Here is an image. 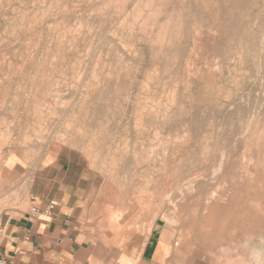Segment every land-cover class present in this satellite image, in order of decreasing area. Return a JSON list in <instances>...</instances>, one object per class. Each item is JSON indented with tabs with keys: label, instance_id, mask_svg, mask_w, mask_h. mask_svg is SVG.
Here are the masks:
<instances>
[{
	"label": "rangeland",
	"instance_id": "374dc122",
	"mask_svg": "<svg viewBox=\"0 0 264 264\" xmlns=\"http://www.w3.org/2000/svg\"><path fill=\"white\" fill-rule=\"evenodd\" d=\"M57 160L104 259L225 239L264 264V0H0V212Z\"/></svg>",
	"mask_w": 264,
	"mask_h": 264
},
{
	"label": "crops",
	"instance_id": "0c3cea01",
	"mask_svg": "<svg viewBox=\"0 0 264 264\" xmlns=\"http://www.w3.org/2000/svg\"><path fill=\"white\" fill-rule=\"evenodd\" d=\"M72 169L61 160L42 163L31 173L29 196L23 208L11 206L8 200L7 206L1 209L0 253L6 260L12 264H201L199 254L197 258L189 257L186 248L163 239L140 250L133 249L116 258L104 259L102 249L89 241L85 228L89 218V193L82 181L85 178L72 176ZM260 195L256 191V201L263 199ZM27 201L30 202L29 210L25 208ZM53 201L58 206L51 215L31 213L32 206L44 208ZM253 215L263 217L264 213L256 209ZM236 243L240 250H245L248 245L242 239ZM231 244L225 239L215 241L210 249L215 250L214 254L208 257L206 264H231ZM249 248L256 250V254L264 249V244L257 238ZM243 254L240 264H249V261L258 264L260 258L257 255L255 262L246 251Z\"/></svg>",
	"mask_w": 264,
	"mask_h": 264
},
{
	"label": "built area",
	"instance_id": "2783aa9c",
	"mask_svg": "<svg viewBox=\"0 0 264 264\" xmlns=\"http://www.w3.org/2000/svg\"><path fill=\"white\" fill-rule=\"evenodd\" d=\"M57 206L58 204L55 201L51 202V204H49L44 208L34 205L31 207V213L34 215H51ZM0 264H12V263L6 260L0 253Z\"/></svg>",
	"mask_w": 264,
	"mask_h": 264
},
{
	"label": "bare ground",
	"instance_id": "6f19581e",
	"mask_svg": "<svg viewBox=\"0 0 264 264\" xmlns=\"http://www.w3.org/2000/svg\"><path fill=\"white\" fill-rule=\"evenodd\" d=\"M252 115H253V114H252ZM254 117H255V116H253V118H254ZM249 123H252V122L249 121ZM250 125H251V124H250ZM257 125H258V124H257ZM251 126H252V125H251ZM248 127H249V124H248ZM244 129H245V128H244ZM249 129H250V127H249ZM249 129L247 128V130H249ZM244 131H245V130H244ZM244 131H243V132H244ZM247 132H248V131H247ZM251 134H252V133H251ZM256 143H257V142H256ZM257 144H258V143H257ZM116 148H117V147H116ZM248 151H249V150H248ZM249 152H250V151H249ZM134 155H135V154H134ZM145 156H146V155H145ZM248 159H249V158H248ZM250 160H251V159H250ZM247 162H249V161H247ZM253 162H254V161H253ZM250 163H252V162H250ZM250 163H248V164H250ZM118 176H119V175H118ZM120 176H121V175H120ZM161 177H162V176H161ZM196 178H197V177H196ZM161 179H162V178H161ZM157 180H158V179H156V181H157ZM118 182H119V181H118ZM122 182H123V181H122ZM226 182H227V181H226ZM222 183H223V182H222ZM121 185H122V184H120V186H121ZM122 186H123V185H122ZM109 187H110V186H109ZM124 187H126V186H124ZM128 187H129V186H128ZM142 187H143V186H142ZM165 188H166V187H165ZM168 188H169V187H168ZM175 188H176V187H175ZM146 189H147V188H146ZM152 189H153V188H152ZM154 189H155V188H154ZM120 190H121V189H120ZM140 190H141V189H140ZM148 190H149V189H148ZM170 190H171V189H170ZM145 191H147V190H145ZM152 191H154V190H152ZM111 192H112V191H111ZM161 192H162V191H161ZM172 192H173V191H172ZM136 193H137V192H136ZM152 193H153V192H152ZM141 196H142V195H141ZM164 196H166V195H164ZM168 197H169V196H168ZM120 200H121V199H120ZM208 200H209V199H208ZM108 201H109V200H108ZM128 201H129V200H128ZM137 201H138V200H137ZM159 201H160V200H159ZM148 202H149V201H148ZM197 202H200V201H197ZM131 204H132V203H131ZM146 204H147V203H146ZM151 204H152V203H151ZM163 204H164V203H163ZM159 205H160V203H159ZM162 206H163V205H162ZM144 207H145V206H144ZM157 207H158V205H157ZM159 207H160V206H159ZM103 208H104V207H103ZM103 208H102V209H103ZM155 208H156V207H155ZM162 208H163V207H162ZM105 209H106V208H105ZM120 209H121V208H120ZM123 209H124V207H123ZM139 209H140V208H139ZM150 209H151V208H150ZM156 209H157V208H156ZM103 210H104V209H103ZM109 210H110V209H109ZM101 211H102V210H101ZM106 211H107V209H106ZM111 211H112V210H111ZM115 211H116V210H115ZM146 211H148V210H146ZM156 211H157V210H156ZM175 211H176V210H175ZM104 212H105V211H104ZM107 212H108V211H107ZM107 212H105V214H106ZM119 212H120V211H119ZM126 212H127V211H126ZM112 213H113V212H112ZM112 213L110 212V214H112ZM115 213H116V212H115ZM115 213H114V214H115ZM142 213L144 214V212H142ZM157 213H158V211H157ZM117 214H118V213H117ZM120 214H121V213H120ZM124 214H126V213H122V215H124ZM134 214H136V213H134ZM212 214H213V213H212ZM112 215H113V214H112ZM122 215H121V217H122ZM165 215H166V214H165ZM102 216H103V215H102ZM127 216H128V214H127ZM133 216H134V215H133ZM144 216H145V215H144ZM144 216H143V217H144ZM130 217H131V216H130ZM135 217H136V216H135ZM115 218H116V215H115ZM117 218H118V216H117ZM162 218H163V217H162ZM123 219H125V218H123ZM129 219H130V218H129ZM181 219H182V218H181ZM115 220H116V219H115ZM121 220H122V219H121ZM175 220H176V219H175ZM177 220H179V219H177ZM177 220H176V221H177ZM125 221H126V220H125ZM126 222H128V221H126ZM138 222H139V221H138ZM123 223H125V222H123ZM123 223H122V224H123ZM134 223H135V222H134ZM136 223H137V222H136ZM147 223H148V222H147ZM178 223H179V222H178ZM141 224H142V223H141ZM141 224H140V225H141ZM144 224H145V223H144ZM152 224H153V223H152ZM152 224H151V227H152ZM141 227H142V226H141ZM116 228H118V227H115V229H116ZM137 228H139V227H137ZM109 229H111V228H109ZM118 229H119V228H118ZM143 229H144V228H143ZM147 229H148V228H147ZM140 230H142V229H140ZM140 230H139V231H140ZM116 231L118 232L117 229H116ZM116 231H115V232H116ZM137 231H138V230H137ZM237 232H238V231H237ZM237 232H235V233H237ZM144 233H145V232H144ZM115 234L117 235V233H115ZM118 234H119V233H118ZM231 234H232V233H231ZM116 235H115V236H116ZM188 235H189V234H188ZM196 235H197V234H196ZM194 236H195V235H193V237H194ZM118 237H119V235H118ZM193 237H192V238H193ZM240 237H241V236H240ZM111 238H112V237H111ZM190 238H191V237H190ZM246 241H248L247 238H246ZM105 243H106V242H105ZM123 244H124V243H123ZM245 245H246V242H245ZM121 248H122V247H121ZM217 248H218V247H217ZM191 249H192V248H191ZM231 251H232V250H231ZM258 257H259V256H258ZM225 262H226V261H225ZM227 264H228V263H227Z\"/></svg>",
	"mask_w": 264,
	"mask_h": 264
}]
</instances>
